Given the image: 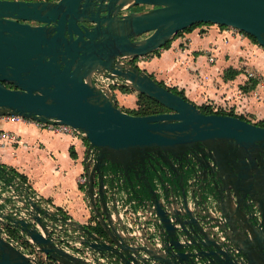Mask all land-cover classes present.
I'll list each match as a JSON object with an SVG mask.
<instances>
[{"label":"water","instance_id":"1","mask_svg":"<svg viewBox=\"0 0 264 264\" xmlns=\"http://www.w3.org/2000/svg\"><path fill=\"white\" fill-rule=\"evenodd\" d=\"M139 5L152 7L121 14ZM199 23L237 28L264 47V0H0V115L85 134V193L103 232L23 193L4 197L0 223L60 264H102L66 250L69 238L113 264H264V126L205 113L122 61ZM105 72L171 112L124 111L93 82ZM7 174L14 179L0 165ZM0 264L40 263L0 235Z\"/></svg>","mask_w":264,"mask_h":264},{"label":"crops","instance_id":"2","mask_svg":"<svg viewBox=\"0 0 264 264\" xmlns=\"http://www.w3.org/2000/svg\"><path fill=\"white\" fill-rule=\"evenodd\" d=\"M222 32L214 26L203 34L201 27L186 31L184 34L189 40L188 48L179 49L176 45L180 40L175 41L170 48H161L160 54L142 68L150 74L165 75L173 83L164 80L167 86L178 85L184 89L186 97L197 105L214 101L218 106L228 107L247 120L259 123L264 120V78L251 84L253 80L246 73H239L233 79L226 80L216 73H222L230 65L222 68L226 63L224 53L246 57L251 52V55H256L251 67H256L264 75V52L248 37L239 34L231 35L228 41H224L229 31ZM201 51H206L208 56L197 55ZM209 55L215 56V60L210 61ZM176 59L184 61L185 66ZM212 74L217 76L216 83ZM199 77L206 84L217 85L210 88V96L192 89L194 85H199ZM129 96L120 93L119 104L130 106L134 98ZM4 131L10 135L8 138L0 135V164L24 175L25 183L34 192L68 214V218L88 224L93 213L85 193L86 183L82 182V178H85L84 158L88 148L86 139L50 132L23 121L0 120V134ZM72 152L76 154L75 157ZM13 177L7 174L9 182L19 179L14 174Z\"/></svg>","mask_w":264,"mask_h":264},{"label":"built area","instance_id":"3","mask_svg":"<svg viewBox=\"0 0 264 264\" xmlns=\"http://www.w3.org/2000/svg\"><path fill=\"white\" fill-rule=\"evenodd\" d=\"M231 32H237L240 33V30L234 27H229ZM242 32V31H241ZM132 57H123L122 61L129 62V60ZM210 61L215 60V56L211 55L209 57ZM93 82L96 86H98L103 92L109 91L111 92L116 98L118 97V94L120 91H122L123 87H127L126 83L127 81L124 80L121 77L115 76L111 77L108 73H95L93 75ZM118 100V98H117ZM212 108L215 112L219 111L220 109L224 110L225 112H230L231 109L227 107H221V106H214L212 105ZM236 113V112H235ZM0 120L5 121H23L27 123H32L37 125L39 128L48 130L50 132H54L57 134H69L74 137H85V134L81 132L79 129H76L72 127L71 125L66 124H54V123H46V122H40L37 120H34L32 118H26L18 115H0ZM2 138H8L10 133L4 131L0 134ZM95 156V155H92ZM19 177V179L15 178V180H11L9 182L8 180H4L0 177V182L2 183V186H0V205L3 206L2 211L5 208H10L9 204L5 202L4 197L6 196H18L19 193L27 194L28 197L35 200L42 208L51 210L56 213L57 216L60 215V210L56 208L52 203L42 198L39 194L34 192L26 183L25 181ZM13 181V182H12ZM82 182L86 183V178H82ZM17 186V190H14L13 186ZM28 188V189H27ZM17 205L20 204V202H16ZM129 205H125L123 207V210L131 209V207H128ZM128 211V210H127ZM130 212V211H129ZM133 211L131 210L130 213L132 214ZM142 211L139 212V216H142ZM63 214V213H61ZM126 215V214H125ZM130 217V215H127ZM130 228L139 231V225L129 220ZM8 226L0 223V235L7 239L11 244L19 248L21 251H23L32 262L34 263H40V264H53L52 261L56 262V264H60L57 261L51 259L45 252L41 250V248L28 236L24 235L21 231L17 230L20 234L25 236L26 240L24 239H18L14 237L9 231ZM11 227V226H9ZM13 228V227H12ZM15 229V228H14ZM138 233V232H137ZM74 234V233H73ZM66 250L73 252L82 258H85L91 263L101 262L102 264H113L111 263L106 257L102 256L100 253H92L88 248L86 249L85 246L80 243L77 240H73L69 238L68 241H65L62 245ZM83 249H86V252H83Z\"/></svg>","mask_w":264,"mask_h":264},{"label":"rangeland","instance_id":"4","mask_svg":"<svg viewBox=\"0 0 264 264\" xmlns=\"http://www.w3.org/2000/svg\"><path fill=\"white\" fill-rule=\"evenodd\" d=\"M203 26H206V28L203 27ZM211 26H214L216 29H220L221 32L222 31H229V32H226L225 38L223 37L224 38V41H228L229 40V36H231V35L234 36V35L238 34L237 32H230L231 30L229 29L228 26H225L224 27V26H221V25L213 24V23H210V24L209 23L208 24H202V25H200L198 27H201V33L203 34L206 31H208V29ZM184 32H186V31H182L179 34H176L174 36V38L172 39V42H171V46L174 44L175 41H179L180 40L179 43H177V45H176L179 49L184 50V49H186V48L189 47V40L185 38ZM229 33H230V35H228ZM239 35L240 36L248 37L245 33L241 32V31H240ZM248 38L251 40L252 43L256 44L264 52V47H262L259 43L255 42L254 39H252L250 37H248ZM215 47H216V49L218 48L217 46H215ZM160 51H161V49L156 50V51H154L153 53H151V54H149L147 56L136 57L134 59V63L136 65H138L141 69H143L142 66H146L147 62H149L151 59H153L156 55H159L160 54ZM250 53L251 52H249L248 53L249 56L247 55L246 57H242V56L236 55L234 53L229 54V55H228V53H224L223 55H224V59H225V62L226 63H224L222 65V68H224L228 64H230V65L228 67H226V69H224L222 73L219 72L220 74L219 73H216V75H218V76L220 75L221 77H223L226 80V77L229 74H231L232 70H237L238 71V74L239 73H246L248 75V78H250L251 80H253V82L251 84H254L257 80L263 79L264 78V75L258 69H256V67H254V66H253L254 68L251 67L252 66L251 63L255 60L256 55H251ZM197 55H205L206 56L207 53H206V51L205 52H202L201 51V52H198ZM210 56L211 55H209V57ZM176 60L179 61V59H176ZM179 62H181V65L182 66H185L184 61H181L180 60ZM152 75L154 76L155 79L157 77L158 79H160L163 82H164V80H167L168 79L167 82H169L170 84L173 85L172 81L169 80V78H166L165 75H163V74H161V75L160 74H152ZM212 75L215 76L214 74H212ZM213 76H211V77L213 78V80L216 83L217 76H215V78ZM206 78H209V77H206ZM198 79H200V77ZM197 81L199 82V85L198 86H195L194 85L192 89H196L195 92H198V93L200 92L202 95H208V96H210V93H209L210 88H212L213 86L214 87H217V85L215 83L213 85H210V84L204 83V80L202 81L201 79H200V81L199 80H197ZM170 87L177 88L180 92H183L185 94L184 89H181L178 85L177 86H170ZM121 93H124L126 95H131L129 97L134 98V101L132 103H129L130 106L125 107V105L122 106V105L119 104L120 106H122V109L123 108L136 109V108L139 107L137 103H138V97H139V94L140 93L136 92L135 90L126 91V92H124L122 90ZM212 102L213 103L206 102V103H204L202 105H214V106H218L217 105L218 103L216 104V103H214V101H212ZM119 103H120V101H119ZM198 106H201V105H198Z\"/></svg>","mask_w":264,"mask_h":264},{"label":"trees","instance_id":"5","mask_svg":"<svg viewBox=\"0 0 264 264\" xmlns=\"http://www.w3.org/2000/svg\"><path fill=\"white\" fill-rule=\"evenodd\" d=\"M202 24H208V23H199V24H195L187 29H185L184 31H192L193 29H195L196 27L202 25ZM210 24V23H209ZM222 26V25H221ZM225 27V26H224ZM182 32V31H181ZM180 33V32H179ZM178 33V34H179ZM245 33V32H243ZM248 37L252 38L255 40V42H257L256 38L245 33ZM171 42L172 40L166 45L164 46L163 48H170L171 46ZM258 43V42H257ZM136 65V64H135ZM138 67V65H136ZM238 74V71L237 70H232L231 74H229L226 79H233L236 75ZM153 76V75H152ZM154 77V76H153ZM162 85L164 86H167L163 81H159ZM169 87L172 91H174L175 93L177 94H180L181 96H183L184 98L188 99L186 97V95L183 93V92H180L177 88H174V87H170V86H167ZM122 90L124 92L126 91H132L130 88L128 87H123ZM138 108L136 109H130V108H123L124 111L126 112H129L130 114H133V115H150V114H157V113H162V111L165 110L164 106L160 103H158L157 101L147 97L146 95L144 94H139V97H138ZM199 108L205 112V113H218V114H230V115H238L234 112V110H231L230 112H225L224 110L220 109L219 111L215 112L212 108V105H201L199 106ZM240 117L246 119L243 115H240ZM259 125H262L264 126V120L260 121L259 123H257ZM86 139V136L84 137ZM87 143H88V140L86 139ZM72 155L75 157L76 154L74 152H72ZM1 165V172L3 171H8L11 173L13 172L14 175H16L17 177H20L21 179H23L24 181L26 180L25 176L18 173L16 170H14L13 168H10L4 164H0ZM4 174V173H3ZM12 174V173H11ZM12 174V175H13ZM82 188H84V186H82ZM63 214H65V216L68 218V214H66L65 212H63L61 209H59ZM95 220V217L92 216L90 222L88 223L89 226H91L93 229L97 230L98 232H103V229L101 227L100 224H97V225H92V222H94ZM8 228V231L16 238L18 239H24L26 240L25 236H23L22 234H20L16 229L12 228V227H7ZM53 264H56V262L52 261Z\"/></svg>","mask_w":264,"mask_h":264},{"label":"flooded vegetation","instance_id":"6","mask_svg":"<svg viewBox=\"0 0 264 264\" xmlns=\"http://www.w3.org/2000/svg\"><path fill=\"white\" fill-rule=\"evenodd\" d=\"M152 6H150V5H139V6H135V7H129V8H126V9H124V10H122V12H121V14H128V13H131V12H134V11H142V10H147V9H149V8H151ZM105 12L103 11L102 12V14H104ZM19 21H22V20H19ZM23 22V21H22ZM27 22H29V23H32V24H39L38 22H34V21H27ZM92 25H94V24H89V26H92ZM146 36V35H145ZM134 57H132L130 60H129V63H132V64H134L135 65V63H134ZM139 67V66H138ZM140 68V67H139ZM8 86H10V87H13V85H10V84H7ZM122 91H120L119 93H121ZM119 95V94H118ZM118 98V97H117ZM118 104H119V101H118ZM120 106V105H119ZM122 107V106H121ZM164 108H165V110L164 111H162V112H171V110H169L168 108H166L165 106H164ZM237 114V113H236ZM236 116H240V115H236ZM147 155L149 154V155H156V152L154 151V150H151V151H149V152H147L146 153ZM188 155L189 154H186L185 156H183V159H187V157H188ZM174 160H175V162H176V164H179V160L178 159H176V158H174ZM147 163H151V159L150 158H148V160H147ZM178 168H179V166H178ZM220 234H222V232H220ZM223 239H224V236L222 237Z\"/></svg>","mask_w":264,"mask_h":264}]
</instances>
